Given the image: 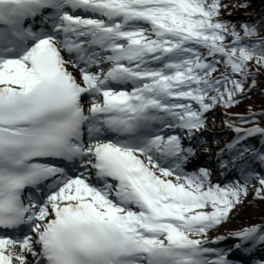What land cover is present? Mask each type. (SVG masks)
<instances>
[{
    "label": "snow or ice",
    "instance_id": "snow-or-ice-1",
    "mask_svg": "<svg viewBox=\"0 0 264 264\" xmlns=\"http://www.w3.org/2000/svg\"><path fill=\"white\" fill-rule=\"evenodd\" d=\"M236 6L0 0V264H237L233 250L264 246L261 225L208 239L252 180L264 199V171L245 161L222 186L186 170L207 114L248 98L264 69V27L247 14L238 30L223 18ZM45 9L38 30L26 23ZM227 126L242 158L264 111ZM253 158L264 166V147Z\"/></svg>",
    "mask_w": 264,
    "mask_h": 264
},
{
    "label": "trees",
    "instance_id": "trees-1",
    "mask_svg": "<svg viewBox=\"0 0 264 264\" xmlns=\"http://www.w3.org/2000/svg\"><path fill=\"white\" fill-rule=\"evenodd\" d=\"M259 1L260 0H251V6L247 7V9L251 11L252 20H259L261 22V27H264V4L257 6ZM223 2L229 5H237L236 7L225 9L223 11V18L236 24L238 30L240 24L249 22L248 16L245 14L247 11L246 8L238 6L240 0H223ZM245 2H247V0H245ZM229 12L231 15H229ZM223 71L224 69L221 67L220 72ZM219 74L218 72L214 75ZM255 80L257 81L256 88L249 93L248 98L241 100L239 104L231 108L222 106L215 108L218 110L219 116L214 121V128L219 135L220 142L224 145H228L235 138L234 132L227 126L229 117H237L239 115L246 116L249 115L251 111H264V69H261V74L256 76ZM232 123L251 127V124H244L239 122V120H233ZM260 142L261 138L259 137L246 141V144L249 146V151H247L242 158H238V160L245 158L247 163L249 161H257V159L253 158V153H251V151L259 147ZM226 154L233 155V152L232 150H227ZM258 187V184L250 183L247 197L243 198V203L238 205L240 213L237 212L236 215L239 216L243 229L257 225L264 226V199H259L255 195V189ZM257 250L264 253V246L259 247Z\"/></svg>",
    "mask_w": 264,
    "mask_h": 264
},
{
    "label": "rangeland",
    "instance_id": "rangeland-1",
    "mask_svg": "<svg viewBox=\"0 0 264 264\" xmlns=\"http://www.w3.org/2000/svg\"><path fill=\"white\" fill-rule=\"evenodd\" d=\"M262 4H264V0H260L259 3H257V6H261ZM246 10L248 11V12L246 11V13H245L246 15L251 13V11L249 9L246 8ZM207 115L211 119H209L206 129L202 133L198 134V135H201L203 137V139L201 141V146L197 149L196 157L189 164L186 165V170L188 172H193V171L198 170V168H201V167L197 168L193 162H195L196 160H199V158H207V159H212V162L216 163V166H214L212 169H210L212 171V173L214 174V171L216 169H218L220 171V174H218V176L212 177V182L214 184L218 183V184H221L222 186L233 184L234 182H233L232 177H234V176H236L237 180L240 179L241 177L243 180L244 176H243V174L239 173L240 168L238 166L244 164V162L240 163L235 158L232 160H229V157H231V156L226 155L225 151L222 152V150H225L226 147H224L219 142V135L216 132V129L214 128V121L219 116L218 110L214 109L211 112H209ZM184 141H185V146H187L190 143L187 139H185ZM221 160L228 164V167L226 169L221 167V164H220ZM247 168L248 167L245 166V169H247ZM250 168L255 169L257 172L264 171V166H262L261 164L256 165V163H255ZM227 174H231V177L225 178L224 176ZM239 174H240V176H238ZM239 182H242V181H238V183ZM251 182L257 183L256 180H252ZM237 212L240 213L239 208H238V210H233L231 212V214H230L231 218L230 219L225 221L222 225L210 230L208 232V239L211 240V239L215 238L221 232H225L227 234L226 237H228L232 233H235L236 231L243 229L241 226V220L239 219V216L236 215ZM236 242L237 241L234 239L226 238V239H223L222 241H220L219 244H212V245L214 247H219V248L224 249V248H229V247L233 246ZM230 254H232V253H230ZM251 255L247 254V256H251Z\"/></svg>",
    "mask_w": 264,
    "mask_h": 264
},
{
    "label": "bare ground",
    "instance_id": "bare-ground-1",
    "mask_svg": "<svg viewBox=\"0 0 264 264\" xmlns=\"http://www.w3.org/2000/svg\"><path fill=\"white\" fill-rule=\"evenodd\" d=\"M218 174H219V171L218 170H216L215 171V173H214V176L216 177V176H218ZM219 236H227V234L225 233V232H221L220 234H218V236H216V237H219Z\"/></svg>",
    "mask_w": 264,
    "mask_h": 264
}]
</instances>
